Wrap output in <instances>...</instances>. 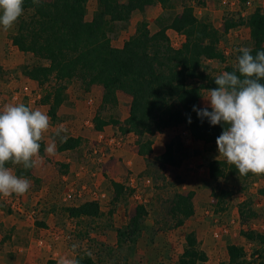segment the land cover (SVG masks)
<instances>
[{
    "label": "trees",
    "instance_id": "1",
    "mask_svg": "<svg viewBox=\"0 0 264 264\" xmlns=\"http://www.w3.org/2000/svg\"><path fill=\"white\" fill-rule=\"evenodd\" d=\"M88 2L39 0L34 3L33 0H24L23 9L30 14L26 19H19L16 33L10 38L11 44L18 51L45 62L34 66L24 65L23 74L26 77L40 87L51 78L58 85L42 99L44 103L52 102L48 111L50 119H55L56 110L65 100L66 83L79 78L85 91L92 85L102 87L100 110L117 105V92L130 97L128 115L122 122L104 120L98 110L92 123L95 131H102L105 126L111 125L118 127L121 134H133L136 137L137 154L145 158V161L148 162V155L152 151V137L171 127L184 126L194 141L209 146L205 147L207 152L216 149V139L223 128L220 125L211 126L207 120L202 122L192 109L194 105L201 107L199 101L203 91L217 87L215 78L204 71L205 61H224V55L217 46V30L196 18L193 8L183 3L180 12L168 16L163 14L156 19L159 24L156 31L151 32L147 22H139L123 45L114 47L108 36L112 22H127L134 12H143L146 7L154 4H159L165 11L173 8L170 5L172 0H96L92 18L86 20ZM236 25L234 22H226L224 31ZM246 25L252 42L249 49L255 55L257 51L264 50V9L256 8L249 15ZM168 30L184 36L185 40L179 48L170 45ZM236 69L237 66H227L224 71L233 72ZM188 117H191V124L187 122ZM81 142L80 138L70 137L66 142H59L57 150L62 152L75 149ZM43 152L44 143L41 141L40 155ZM155 159L163 165L177 167L180 158L169 143L165 151ZM13 165L9 163L6 166ZM15 174L30 177L31 169L25 170L23 165H19ZM230 176L243 180L255 176L264 178V171L241 175L225 159L208 162V177L211 180L227 179ZM110 183L114 192L113 200L117 202L124 186L115 181ZM222 193L221 196L230 194L225 191ZM259 193L264 195V189H260ZM194 196L193 191L175 193L168 201L167 213L175 220L176 227L182 226L185 220L194 215ZM245 206L247 203L238 207L240 217L244 221L256 217L252 210L247 213ZM65 211L73 219L97 217L100 205L97 201H87L78 206H70ZM146 216L145 206L137 205L125 230H118L119 239L122 236L130 240L135 237ZM240 235L261 245L253 263L264 264V227L262 233L241 230ZM226 254L227 261L221 264H248L241 246L227 245ZM75 259L79 264H92L88 255L83 259ZM206 261L207 255L200 248L195 233L186 234L185 247L177 264H199Z\"/></svg>",
    "mask_w": 264,
    "mask_h": 264
},
{
    "label": "rangeland",
    "instance_id": "2",
    "mask_svg": "<svg viewBox=\"0 0 264 264\" xmlns=\"http://www.w3.org/2000/svg\"><path fill=\"white\" fill-rule=\"evenodd\" d=\"M119 1L125 2L126 0ZM183 3L193 8L196 18L211 24L218 32L217 46L224 55V61H205V73L215 78L224 72L225 67H236L238 64V50L240 48H250L252 45L249 29L246 25L247 19L256 8L264 9V0H172L170 5L173 8H167L165 11L159 4H154L146 7L143 12H134L127 22H112L108 29V36L112 45L121 47L124 41L131 36V27L135 29L136 24L142 21L147 22L151 32L156 31L159 28L156 19L163 14L168 16L180 12ZM95 9L96 0H89L86 20L92 18ZM29 14L30 12L23 11L19 19H26ZM19 19L11 29L4 30L0 28V43L2 44L0 48L3 49H0V55L4 56V52L7 58L12 56V59H7L5 56L0 58V64H2L0 65V81H9V79L15 78L18 71L23 72L24 65L45 64V62L33 57H24V55L22 57L20 51L18 52L16 48L12 47L10 38L16 33ZM226 22H234L237 25L225 32L224 24ZM167 34L173 48H179L185 40L183 35L174 31L168 30ZM14 58L16 59L13 60ZM19 59L22 60V63L18 62ZM55 83L54 79L51 78L42 87L38 85L40 88L29 89V97L21 99L22 102L31 99V104L37 105L38 101L42 104L41 100L58 86ZM66 84L70 88V95L78 99L80 106H93V104L86 105L89 99L86 96L87 94L85 95L87 90H84V85L79 78H74ZM207 94L208 90H205L202 96L206 97ZM38 95L40 100L36 99ZM92 95L91 92L90 98ZM33 98L36 103H33ZM127 99L130 100V97L125 95L119 98L117 105L114 107L107 106L102 110L99 107L97 111L99 110L100 117L104 120L124 118L125 115L127 116L129 109ZM199 103L201 107H205L207 102L201 97ZM51 104L50 100L48 102L49 106H47V115ZM59 108L60 106L56 113ZM78 112L82 114L83 110ZM64 116L65 118L68 117L66 113ZM53 121L61 122V120L57 121L56 116ZM83 125L86 128L87 137L77 147L78 162L83 164L87 168L86 170L94 171L96 169V172L102 175L99 177V182L91 180L95 184L98 183L97 190L99 193L96 196L93 195V188L90 189L89 186L92 182L86 177L80 182L87 184L88 187L83 188L82 184L76 182L75 187L68 192L69 198L66 201H58L57 196H53L50 202L44 203L45 211L48 215L51 214L52 217L51 227L58 233H55L56 235L51 239L52 249L56 252L61 249V252L64 253L61 256L48 254L44 261L38 258L36 262V256L32 251H29L30 264H57L55 260H52V257L60 260L61 264L62 260H73L76 257L83 259L87 255L91 258L92 264H177V260L185 247V236L190 232L195 233L200 248L207 255V261L199 264H221L226 262V246L229 244L243 247L246 262L255 264L253 262L261 250V245L257 241L245 239L240 235V231L263 232L264 195L259 193L260 189H264L263 177L255 176L243 180L239 177L230 176L227 179L211 180L208 177V162L215 159L224 160L225 158L219 156L217 148L207 152L204 144L193 145L190 143H194V141H192L184 126L171 127L158 132L152 137V151L148 155V162L137 154L141 162H135L132 165V170L119 168L111 173L114 178L118 179V183L124 186V190L120 193L116 202L113 200L114 192L110 183L112 180L109 178L110 175H106L104 171L105 166L113 157H110L109 161L105 162L106 164L97 163L96 160L92 159L89 154L92 155L93 153V145L97 146L100 143L95 137L92 122ZM114 127L112 126V130H115ZM63 134L69 135L70 133ZM108 135H110L108 138H112L116 133L113 131L109 132ZM58 140L61 142V139ZM135 140L136 137L133 135L135 147L130 150L129 146V149H126L129 150L127 152L128 156L137 151ZM182 140L189 147H183ZM169 143L173 145L174 153L182 157V159H179L177 167L163 165L155 159L159 156L161 150L165 151ZM111 147H113V150L103 145L101 150H96L97 155L103 154L108 157L117 150L115 144ZM206 148H209V146ZM14 166L19 165H13L12 167ZM178 172H185L187 177H191L189 178L191 181ZM189 191H193L198 195L194 206L196 210L194 208V215L185 220L182 226L176 227L175 220L167 213L168 201L175 193ZM223 191L230 194L221 196ZM87 201H97L99 203L100 214L97 217L73 219L68 216L65 211L66 208L78 206ZM242 203H247L248 207L245 206L244 209H248L247 213L252 210L256 217H249L244 221L240 217L238 209ZM137 205H144L147 211L140 232L131 240L123 236L119 239L117 236L118 230H125ZM33 208L31 206L32 210L29 211L24 209V213L17 210L16 216H24L25 218V215L30 214L32 217L29 218L33 220L34 215L39 211ZM7 209L10 210V213H13L10 206ZM3 235L4 233L0 234L1 237ZM35 239L37 242L35 246L40 250L50 241L45 238L43 233ZM32 249L35 250V248ZM6 255L3 253L0 264H10V261H13L12 256L8 257Z\"/></svg>",
    "mask_w": 264,
    "mask_h": 264
},
{
    "label": "crops",
    "instance_id": "3",
    "mask_svg": "<svg viewBox=\"0 0 264 264\" xmlns=\"http://www.w3.org/2000/svg\"><path fill=\"white\" fill-rule=\"evenodd\" d=\"M133 32L134 29H132L131 27V34ZM1 45L2 44L0 43V46ZM12 47L16 48L13 45ZM0 49L3 50L2 48ZM20 53L22 57L23 55L24 57H32L30 54H25L22 52ZM3 55L7 58L4 52ZM4 56L0 55V58H3ZM7 59H12V56ZM15 59L16 58H14L13 60ZM18 62L22 63V60L19 59ZM37 87L39 86L35 81L29 79L23 74V72L20 71L16 73L15 78L9 79V81L7 80L0 81V110H3L8 105H16V104L24 103L25 105L31 107L32 109L34 107L33 110H40L41 112L46 114L47 106H49L48 103H44L41 100L42 104H40L39 103L40 101H38L37 105H35L30 103L32 101L31 99L25 102H22L21 100L25 97H29L28 96V94H30L29 89H36ZM69 90L70 88L67 87V89L64 92L65 95V100L63 101L64 103L60 105L59 111L56 113L57 121L61 120V122L59 123L55 122L51 120L49 117L50 126L49 129L43 134V138H42V141L44 143L43 155H39V157L37 158L36 166L31 169V176L25 177L30 181V188L28 192H26L23 195L12 194L10 196H0V234L4 233L2 237L0 236V242H1L0 261L3 256V253L7 254L6 256L8 257L11 256L13 257V261H10V264H27V263L30 264L29 251H32L33 254L36 256L35 257L36 262L38 258L44 261V259L46 258V256H48V254L61 256L64 252L63 251L61 252L60 248H59L60 250L56 252V250L52 249L53 246H51L52 245L51 239L54 237V235H56L55 233H57V231H55V229L51 227L52 217L50 216L51 214L48 215L47 212L45 211L44 203L47 201L50 202V199L53 196H57L58 201H66L67 198H69L68 192L75 187L76 182H79L80 184H82L83 188H85L88 186L87 184L80 182L81 180L88 177L90 181L97 180V182H99L100 179L99 177L102 176L100 173L98 174V172H96V169H94V171H91L90 169L86 170L87 168L84 167L83 164H80L78 162L79 161L78 153H77L78 148L65 150L62 152H59L57 150L58 147L57 142H59L58 139L60 138L54 137V133L56 132V130L63 128L66 130V132H64L65 134L66 133L68 134L70 133V134L69 135L62 134V135L66 136L67 138L70 137L80 138L82 142H84L85 138L87 137V134L85 131L86 128L83 124L92 122L93 117L97 113L96 112L97 109L101 105L103 90L102 87L99 85H92L87 90V93H85V95L87 94L86 96H88L89 98L88 101L86 102V105L93 104V106H85V107L80 106L78 99L73 98L70 95ZM91 92L93 93V95L90 98ZM122 96H125V94L122 92H117L118 100ZM36 99L40 100V96L38 95ZM33 101H34L33 103H36L34 98ZM127 102L130 103V100L127 99ZM79 110H83V113L80 114L78 112ZM64 112L66 113V115H68V117L66 116L68 119L65 118ZM126 117L127 116L125 115L124 118L120 119V121L122 122L124 119H126ZM177 128H179V126ZM112 129L113 128L111 125L105 126L102 131H95L93 127L95 137L98 140V143L100 144H97V146L94 144L93 153L92 155L91 154L89 155L92 157L93 160H96L97 163L100 164L108 162L110 157H113L112 160L110 159V162L105 166L106 169L104 171L106 175H110L109 178L112 181L118 182V179L114 178V176L111 175V173H113L115 169L117 170L119 168H122V170L124 169L132 170L133 168L132 165L135 162L140 163L141 159L137 155V151L136 152L134 151L135 153H131L129 155L130 157L127 154L129 150L126 149L127 148L129 149V146H130V150L135 147L133 142V134L131 133L121 134L118 131V127H114L115 130ZM113 131L116 133V135L113 136L112 138H108L110 137L108 133ZM53 139H55V143H56V152L55 155H49L45 152V148L53 142ZM186 141L188 142V139ZM192 141L194 140L192 139ZM127 143L129 144L126 145ZM182 143H184V146L182 145L183 147H189L186 145V143L183 140ZM190 143L195 145L201 142L194 141V143L193 142ZM114 144L117 150L112 152L110 155H108V157L103 154L97 155L96 150L97 149L101 150L103 148V145L104 147L108 146L110 147L111 150H113L112 149L113 147L111 146ZM100 145L102 146L100 147ZM162 153L163 151L161 150L158 155H161ZM177 157L178 159L179 158L182 159L181 156L180 157L177 156ZM9 168L15 174V169L18 168V166L9 167ZM178 173L179 174L182 173L183 177L186 176L187 180L191 178V177H187V174H185V172H178ZM91 182L92 183L89 184L90 189L93 188L92 193L93 195L96 196L97 193H99V191L97 190L98 183L95 184L93 183V181ZM197 196L198 195L195 194L193 199L194 206L196 205ZM9 206L13 213H10V210L7 209L9 208ZM31 206L34 207L33 209L39 210L34 215L33 220H30L29 217H32L30 214L25 215V218L24 216H20V217L16 216L17 210L24 213L25 212L24 209L28 211L32 210ZM194 208L196 210V207ZM41 233L44 234L45 238L50 240L49 242H47L46 246L42 250H40L35 246L37 243L35 238H37L38 235ZM32 248H35V250H33ZM52 260H55L57 264H60V260L53 257Z\"/></svg>",
    "mask_w": 264,
    "mask_h": 264
},
{
    "label": "clouds",
    "instance_id": "4",
    "mask_svg": "<svg viewBox=\"0 0 264 264\" xmlns=\"http://www.w3.org/2000/svg\"><path fill=\"white\" fill-rule=\"evenodd\" d=\"M38 3L39 0H33ZM24 0H0V28L11 29L23 14ZM236 71L217 75L214 89H208L205 107L192 111L211 126L220 125L216 139L219 156L234 165L241 175L264 171V50L255 55L240 48ZM187 122L192 123L191 117ZM49 117L25 104L8 105L0 110V196L23 195L30 181L18 176L6 165H23L25 170L37 164L43 134L49 129ZM227 126V127H225ZM65 129H57L54 137L66 142ZM55 155L56 143L45 148ZM61 264H79L76 259Z\"/></svg>",
    "mask_w": 264,
    "mask_h": 264
}]
</instances>
